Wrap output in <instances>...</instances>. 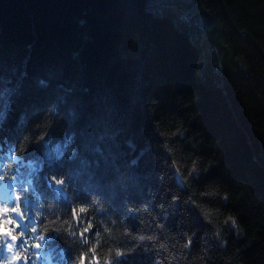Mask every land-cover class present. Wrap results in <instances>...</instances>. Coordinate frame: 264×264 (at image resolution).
I'll return each instance as SVG.
<instances>
[{
	"label": "trees",
	"instance_id": "trees-1",
	"mask_svg": "<svg viewBox=\"0 0 264 264\" xmlns=\"http://www.w3.org/2000/svg\"><path fill=\"white\" fill-rule=\"evenodd\" d=\"M7 183L24 264H264V0H0Z\"/></svg>",
	"mask_w": 264,
	"mask_h": 264
},
{
	"label": "snow or ice",
	"instance_id": "snow-or-ice-1",
	"mask_svg": "<svg viewBox=\"0 0 264 264\" xmlns=\"http://www.w3.org/2000/svg\"><path fill=\"white\" fill-rule=\"evenodd\" d=\"M17 199H19V197H17ZM17 211L18 208L0 207V238L6 237L12 242L7 244V251L8 253H10V259L4 262H0V264H21V261L27 260V256L24 255L23 252L15 251L13 248V243H18L23 233L17 235L16 232L13 230V225L16 224V221H14L11 216H9L7 219L3 218L5 214L16 213ZM81 211L83 212L84 209L82 208ZM73 215L75 216V210H73ZM33 231H35V229H33ZM83 234L84 233L82 232L81 235L83 236ZM34 247L40 248V244L36 243ZM91 251L94 252L95 249H92ZM117 255H121V253H117ZM86 261L87 257L81 256V264H85ZM93 264H99L98 257L93 258Z\"/></svg>",
	"mask_w": 264,
	"mask_h": 264
},
{
	"label": "rangeland",
	"instance_id": "rangeland-1",
	"mask_svg": "<svg viewBox=\"0 0 264 264\" xmlns=\"http://www.w3.org/2000/svg\"><path fill=\"white\" fill-rule=\"evenodd\" d=\"M0 193L2 194V197L0 198V205H2V207H5L6 200L9 199L11 197V195L13 194L11 191V187L8 185L6 187L1 186L0 187ZM14 216L21 221L19 211L14 213Z\"/></svg>",
	"mask_w": 264,
	"mask_h": 264
},
{
	"label": "water",
	"instance_id": "water-1",
	"mask_svg": "<svg viewBox=\"0 0 264 264\" xmlns=\"http://www.w3.org/2000/svg\"><path fill=\"white\" fill-rule=\"evenodd\" d=\"M175 177L180 186H184L183 179L178 171L175 172Z\"/></svg>",
	"mask_w": 264,
	"mask_h": 264
}]
</instances>
